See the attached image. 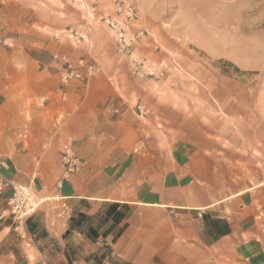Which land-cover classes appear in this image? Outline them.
Instances as JSON below:
<instances>
[{"label":"crops","instance_id":"crops-1","mask_svg":"<svg viewBox=\"0 0 264 264\" xmlns=\"http://www.w3.org/2000/svg\"><path fill=\"white\" fill-rule=\"evenodd\" d=\"M145 41L139 40L137 54L160 63ZM123 58L62 103L55 76L37 90L0 81L4 174L31 181L46 201L26 221V238L13 231L9 218H0V264H264V229L225 190L230 163L242 156L209 141L231 137V101L213 82H193L191 91L199 95L178 84L167 89L170 77L158 87L176 97L149 100L150 84H141ZM134 92L169 123L177 146L161 148L151 140L144 152H135L138 131L151 117L134 114ZM29 96L50 100L42 104ZM113 100L122 106L120 115L109 105ZM69 141L76 142L83 166L65 177L59 154ZM8 195L0 193V214ZM58 197L69 208L62 218ZM54 199L56 205L49 202Z\"/></svg>","mask_w":264,"mask_h":264},{"label":"rangeland","instance_id":"rangeland-1","mask_svg":"<svg viewBox=\"0 0 264 264\" xmlns=\"http://www.w3.org/2000/svg\"><path fill=\"white\" fill-rule=\"evenodd\" d=\"M139 40H149L144 45L161 56L160 63L137 54ZM123 57L130 60L132 75L150 84L149 100L176 97L158 87L170 77L167 89L178 84L194 94L193 82H213L218 95L231 101V137L209 141L241 154L240 162L230 163L225 190L230 189L231 203L250 211L264 229V0H0V81L28 83L37 90L48 88L55 76L62 103ZM68 65L75 76L64 83ZM40 72L46 79L38 78ZM16 73L23 75L17 79ZM129 98L134 114L151 117L147 129L138 131L135 152H144L151 140L161 148L177 146L164 117L142 104L139 93ZM26 100L45 104L50 98ZM109 105L115 115L122 113L117 100ZM238 131L245 137H235ZM72 142L79 167L71 176L83 166Z\"/></svg>","mask_w":264,"mask_h":264},{"label":"built area","instance_id":"built-area-1","mask_svg":"<svg viewBox=\"0 0 264 264\" xmlns=\"http://www.w3.org/2000/svg\"><path fill=\"white\" fill-rule=\"evenodd\" d=\"M128 15H131V9L127 10ZM93 67L88 65L86 71L91 73ZM75 76L74 70L68 65L62 75V81L67 82ZM74 144L73 142H67L62 150L61 159L64 164V176H71L79 167V160L74 155ZM8 168L7 162L0 159V193L5 191L9 192L5 208L0 214V218H9L13 224V231L20 237L26 238V221L30 218L39 208V205L44 200L39 199L34 192L32 182L22 183L12 177H7L4 174ZM60 201V212L58 216L62 218L69 210L64 198H57ZM30 243V242H29Z\"/></svg>","mask_w":264,"mask_h":264}]
</instances>
